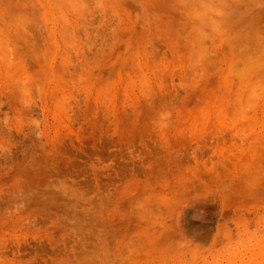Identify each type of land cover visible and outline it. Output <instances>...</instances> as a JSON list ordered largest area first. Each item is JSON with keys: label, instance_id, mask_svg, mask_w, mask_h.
I'll list each match as a JSON object with an SVG mask.
<instances>
[{"label": "rangeland", "instance_id": "374dc122", "mask_svg": "<svg viewBox=\"0 0 264 264\" xmlns=\"http://www.w3.org/2000/svg\"><path fill=\"white\" fill-rule=\"evenodd\" d=\"M0 264H264V0H0Z\"/></svg>", "mask_w": 264, "mask_h": 264}, {"label": "bare ground", "instance_id": "6f19581e", "mask_svg": "<svg viewBox=\"0 0 264 264\" xmlns=\"http://www.w3.org/2000/svg\"><path fill=\"white\" fill-rule=\"evenodd\" d=\"M165 165V164H164Z\"/></svg>", "mask_w": 264, "mask_h": 264}]
</instances>
